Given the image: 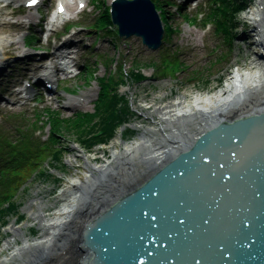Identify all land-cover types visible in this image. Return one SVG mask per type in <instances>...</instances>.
Wrapping results in <instances>:
<instances>
[{"label": "water", "instance_id": "1", "mask_svg": "<svg viewBox=\"0 0 264 264\" xmlns=\"http://www.w3.org/2000/svg\"><path fill=\"white\" fill-rule=\"evenodd\" d=\"M166 152L93 175L53 240L15 264H264V111Z\"/></svg>", "mask_w": 264, "mask_h": 264}, {"label": "rangeland", "instance_id": "2", "mask_svg": "<svg viewBox=\"0 0 264 264\" xmlns=\"http://www.w3.org/2000/svg\"><path fill=\"white\" fill-rule=\"evenodd\" d=\"M48 1L53 2V0ZM110 1L111 0H105V3L109 4ZM22 2L23 0H20V4ZM253 6L254 3L251 7ZM11 7V9H5L4 13L7 15H10L11 13H19L27 16V14L22 12V10L16 9V11L13 6ZM235 21L236 24L232 31L233 33H237V41L235 45L232 46L234 48L233 53L230 52V47L224 43L223 36L221 34L218 36L215 33V28L212 26L206 28V26L201 21H197V23H186L183 19H179L177 22L175 21L176 25L174 26L177 27V32L171 36L169 43H166L167 45L165 46V53L171 54L173 51H178L181 57L179 58L184 62L185 67L180 69V71L175 69L168 71V78L166 79L164 78L163 74H155L153 68H149L145 71V73L148 78L151 79V82L154 85L153 87L146 83L144 86L138 87L137 89V86H134L132 90L127 88L131 92L133 97L132 99L136 100V104L134 107L132 105V108H139L138 111L143 113L144 116L137 117L134 114H130V123L119 130L117 128L118 132L117 130L115 131V138L107 145H97L91 148L88 147L86 153H84V149L80 148L77 144H71L72 150L67 151L66 148L69 147L70 142L75 139V136L64 135L61 138L63 151L59 154V159L56 161L52 158V162L48 164L51 169H45V166L48 162H46L43 167L37 169L41 170V173L43 172V176L40 177L39 180H37L33 185H30L27 188L25 194L22 192L18 194V202L22 203V205L17 216L22 214L25 215V217L23 216L24 220L19 221L20 226L30 223V216L24 212L26 211V205L28 202H30L29 200H32L34 197H41L44 200H47V203H54L56 196L58 195V191H60L65 185L67 186L68 180L71 177H75L76 175L83 177L86 171L85 157H87L89 160H92L94 164H101L103 159H110L114 145L119 139L132 141L137 138L141 132L140 128H134V130L128 128L129 130H126L125 134L123 135L122 132L127 126H152V122L155 120L156 116H149L148 113L154 108V106H160L163 103L170 102L182 95H186L190 98L194 94L215 91L216 89L222 87V81L226 79L228 75L226 74V70L231 65L246 67L249 65L250 61L254 59L255 53L263 52L262 48L256 44V32L252 22H250L249 19L245 17V13L241 14ZM172 24H174V22H172ZM2 31L6 30L3 29ZM13 32H15V30L11 29L9 32H7V34L1 33V35H3L4 38L7 37V39L10 40L9 35ZM213 49L218 51L213 53ZM22 50L23 49H19L11 56L15 58L22 52ZM123 52L124 55L127 56V63H124L126 69L131 65V62L136 56L144 63L156 62L157 65L160 64L161 58H158L159 53L147 50L142 46L141 41H139L137 38L112 40V42L109 44V51L104 56H109L110 58L107 60H111L113 57L119 58V54H122ZM220 70H222L220 74H225V76H223L222 81L218 82L216 78L220 77L219 74L216 76H211V74L217 73ZM105 71L106 68L99 69V76H102ZM85 81L86 79L81 78L75 82L66 84L65 87L73 91L75 94L97 96L98 84L95 81H92L91 83H86ZM125 89L126 88L123 90ZM0 90L3 91L1 87ZM75 99H69L68 95H63V103L68 105L72 104L76 108L74 111L66 110L62 106L60 107V104H50L48 106L59 109L66 115H70L76 111H93V103L96 98H94L91 103H88L86 98H82L78 101H74ZM48 132L49 128L47 127L45 129V133L48 134ZM46 137H48V135H46ZM47 170L48 172L52 173L51 177H44V172ZM29 175L30 172L26 176ZM38 191L40 192L39 195L36 194ZM14 219L15 218L10 217L8 222L9 224L6 227L11 226ZM30 231L31 234H33L31 236L35 238L42 237V231L38 230L37 228H31ZM3 239L4 235L0 236V241Z\"/></svg>", "mask_w": 264, "mask_h": 264}, {"label": "bare ground", "instance_id": "3", "mask_svg": "<svg viewBox=\"0 0 264 264\" xmlns=\"http://www.w3.org/2000/svg\"><path fill=\"white\" fill-rule=\"evenodd\" d=\"M10 2L12 0H0V24L3 11ZM259 10L261 9L253 6L245 13V17L257 24L263 16ZM5 43L6 41L0 36V64L9 58L2 46ZM256 44L264 51L261 40H258ZM254 56L255 59L246 67L237 65L223 87L215 91L195 94L190 98L182 95L160 106H154L148 113L149 116H156L152 126H139L142 131L133 141L123 142L119 139L112 151L113 163L108 160L107 164L97 165L89 160L88 164H85L86 171L83 177L79 175L71 177L66 189L54 203H47L42 198L31 202L27 208L31 224L37 222L40 225L42 237H29L27 228L30 224L22 227L11 225L9 230L12 238L4 244V252L0 251V264H14L18 254L22 255L26 252L23 256L26 258L28 249L34 250L47 246L53 240L56 229L66 223L65 218L70 215L76 203L72 194L74 192L77 194L85 184H91L95 171L102 172L118 161L132 158H136L135 162H138L139 158L152 159L154 162L168 154L166 151H178L204 129L220 120L229 121L264 111V52L255 53ZM141 149H144V152L134 156ZM127 165H130V162L122 163L121 168H126ZM50 207L52 209H49ZM22 243L23 246H21Z\"/></svg>", "mask_w": 264, "mask_h": 264}, {"label": "trees", "instance_id": "4", "mask_svg": "<svg viewBox=\"0 0 264 264\" xmlns=\"http://www.w3.org/2000/svg\"><path fill=\"white\" fill-rule=\"evenodd\" d=\"M251 2L252 0H229L226 11L231 22L236 19V15L239 12L246 10ZM106 20L108 21V16H106ZM124 76V74L120 76L121 83H124L122 79ZM124 100L125 98L120 97L115 88H110L108 85H105L99 102L96 105V113L94 115H86L78 118L72 122V127L60 125L59 123L55 124L53 135L48 144L38 145L37 143L31 144V141H27L21 151L22 160H34L40 154L44 155V153L56 148L59 143L58 135L63 133L75 136L76 141L89 148L99 142H108L115 136L117 128L123 125V122L129 120L127 118V111L125 109L123 110V108H118ZM97 130L103 132V134L101 136H95ZM58 154L60 153H57L55 157ZM56 159H59V155ZM14 184L15 181L12 179L6 187L0 190V204L6 201L7 198H10L11 192L8 191ZM6 192L9 194L7 195Z\"/></svg>", "mask_w": 264, "mask_h": 264}, {"label": "snow or ice", "instance_id": "5", "mask_svg": "<svg viewBox=\"0 0 264 264\" xmlns=\"http://www.w3.org/2000/svg\"><path fill=\"white\" fill-rule=\"evenodd\" d=\"M30 3L35 4L36 0H30Z\"/></svg>", "mask_w": 264, "mask_h": 264}]
</instances>
